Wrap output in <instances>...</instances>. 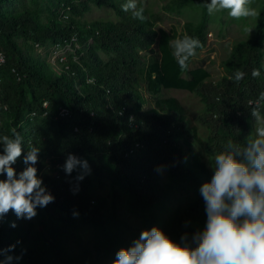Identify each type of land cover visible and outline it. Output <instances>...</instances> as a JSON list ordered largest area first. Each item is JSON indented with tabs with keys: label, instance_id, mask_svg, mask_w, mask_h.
I'll return each mask as SVG.
<instances>
[{
	"label": "trees",
	"instance_id": "trees-1",
	"mask_svg": "<svg viewBox=\"0 0 264 264\" xmlns=\"http://www.w3.org/2000/svg\"><path fill=\"white\" fill-rule=\"evenodd\" d=\"M93 1L111 4L121 20L81 24L69 16L45 25L30 11H0V50L7 55L0 69V137L14 132L22 137L23 153L12 165L17 177L29 166L24 163L29 147H39L37 176L54 157L61 178L41 179L54 201L38 206L32 219L15 221L10 211L0 217V264H113L118 251L130 248L144 230L159 227L182 242L185 234L191 240L205 227L200 189L213 174L202 153L193 148L204 143L180 100L162 95L163 89H185L200 96L205 104L201 122L211 131L207 152H223L229 140L243 147L252 136L254 105L249 102L264 93V6L256 32L233 45L221 63L223 77L214 82L208 69L190 68L193 57L182 71L171 47L185 35L203 44L196 54L206 47L210 0H178L201 10L200 19L187 21L181 32L156 28L152 14L141 5L144 21L122 10L126 0ZM74 34L84 43L92 38L95 45L88 61L70 59L72 70L61 74L23 53L15 41L24 35L63 43ZM154 44L157 56L146 59L142 51H154ZM98 49L110 59L93 60ZM253 69L260 71L259 77L252 76ZM237 71L245 73L238 83ZM148 102L150 107L144 108ZM62 106L71 114L56 118ZM260 108L264 113V101ZM27 111L37 113L25 123ZM70 154L80 160L84 156L95 178H110L119 188L104 195L91 186V172L82 180L79 166L67 173L64 165ZM156 165L168 167L166 184L160 182ZM4 179L6 173L0 174Z\"/></svg>",
	"mask_w": 264,
	"mask_h": 264
},
{
	"label": "clouds",
	"instance_id": "clouds-1",
	"mask_svg": "<svg viewBox=\"0 0 264 264\" xmlns=\"http://www.w3.org/2000/svg\"><path fill=\"white\" fill-rule=\"evenodd\" d=\"M252 0H210L206 5L212 15L227 10L234 19L255 18L258 13L251 7ZM124 12H131L135 19L144 21V8L138 7L137 0H126ZM247 26L245 32H251ZM173 55L180 69L187 70L188 61L196 55L203 44L198 38L185 35L171 42ZM244 72L234 74L235 82H240ZM254 78L260 76L253 69ZM264 93L251 107L254 118V136L241 147L229 140L225 149L210 164L214 174L210 182L200 189L205 203L207 222L189 240L187 234L177 242L159 227L144 230L130 248H121L113 264H264V115L260 102ZM3 152L0 153V174L7 179L0 180V217L13 211L18 218L32 219L37 215V207H46L54 201L47 193L43 181L37 176L39 147H29L24 163L29 165L19 176L13 164L23 153L22 137L18 132L0 137ZM90 173L86 160L81 161L70 154L64 165L67 173L77 167ZM15 227V224H13ZM11 260V257H8Z\"/></svg>",
	"mask_w": 264,
	"mask_h": 264
},
{
	"label": "rangeland",
	"instance_id": "rangeland-1",
	"mask_svg": "<svg viewBox=\"0 0 264 264\" xmlns=\"http://www.w3.org/2000/svg\"><path fill=\"white\" fill-rule=\"evenodd\" d=\"M66 4H72V9L68 11V15L79 20L81 24H88L94 20L117 22L122 18V16L118 14L116 8L111 4L100 6L93 0H3L0 3V11L4 13L30 11L41 20L42 24L52 25L63 19L64 13H62V7ZM137 4L146 7L150 11L155 21L156 28L161 27L166 30L174 28L178 30V32H181L187 21H197L201 17L200 7L194 3H185L183 5L178 0H137ZM73 5L76 10H74ZM263 6L264 0H252L251 7L255 8L258 13L255 18H241L237 20L229 17L227 10H221L212 15L209 14L207 23V45L201 52L192 58L190 68H206L210 71L214 82L220 81L224 75V69L221 65L223 59L227 56L236 42L242 39H247L256 32L260 20V10ZM130 13L131 12H127V14ZM262 19L264 24V14ZM246 26L252 29L251 32L244 31ZM15 41L18 43L23 53L32 56V58L38 62H46L50 64L55 73L61 74L66 71L57 60H54V53L59 47V42L54 39L47 38L45 40H35L27 38L24 35H19L15 37ZM88 44H90V46H88ZM94 45L95 44L91 38L85 43L79 41L78 45H74L66 51V59L70 60L75 56L79 60L88 61L90 57L89 50L91 49V46ZM262 48L264 50V43ZM153 49L154 51H142V53L146 55V59L151 55L157 56L158 48L156 44L153 45ZM110 57L111 55L106 51L98 49L97 56L93 60L98 59L102 62H106ZM1 80L2 79L0 78V82ZM141 89L144 90V88ZM162 95L177 97L185 107L189 115L190 125L197 126L198 137L204 143L203 145L195 143L193 148L202 153L203 160L206 162L211 173L214 174L210 159H214V157L220 153L215 152L211 154L206 150V147H208L207 143L211 138V131L206 124L201 122V116L204 113L205 104L200 96L185 89H163ZM148 96L149 94L146 92V97ZM257 100L255 99V101ZM149 107V102L144 105V108ZM261 114L264 115L263 111H261ZM29 115L30 112L27 111L25 113V119H27V121L24 120L25 123L32 120ZM254 123V118L252 117L249 120V129L252 136L255 134ZM84 160L85 158L83 156L81 161ZM156 167L161 173L160 182L166 184L168 182V167L165 165H156ZM58 169L59 164L56 163V158L49 157L46 160V165L39 178L43 181L46 180V177L60 180L61 178L57 176ZM90 172V177L93 178V181L90 182L91 186L96 188L99 193L107 195L111 193L114 188H119V184H112L110 178H95L96 172L94 170H91ZM9 213L12 214L15 221L28 219L26 217L18 218L13 211H10Z\"/></svg>",
	"mask_w": 264,
	"mask_h": 264
},
{
	"label": "built area",
	"instance_id": "built-area-1",
	"mask_svg": "<svg viewBox=\"0 0 264 264\" xmlns=\"http://www.w3.org/2000/svg\"><path fill=\"white\" fill-rule=\"evenodd\" d=\"M62 13H64V16L63 18H68L69 15H68V11L71 10V5H64V7H62ZM92 39V38H91ZM79 43V38L76 34H74L70 40H66L65 42L63 43H59V47L56 49L55 53H54V60H57L58 63H60L64 68L65 70H71L72 69V65L71 63L69 62V60L66 59V56H65V53L67 50H69L71 47H73L74 45H78ZM74 61H79V59L77 57L74 56L73 58ZM7 62V55L6 53L3 51V50H0V69L2 67L5 66ZM88 81L89 82H92L93 80L92 79H89L88 78ZM257 101H250L249 103L251 105H255ZM43 107L44 108H47L48 107V102L45 101L44 104H43ZM37 112L33 111V112H30V117H34L36 115ZM48 113L47 110L44 111V114L46 115ZM71 114V110L67 107H60L59 110H58V113L56 115V118H60V117H66V116H69ZM77 130V129H76ZM57 176L59 177L58 173H57Z\"/></svg>",
	"mask_w": 264,
	"mask_h": 264
}]
</instances>
